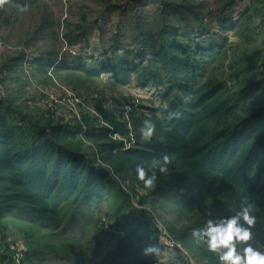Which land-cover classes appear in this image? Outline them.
<instances>
[{"label": "trees", "instance_id": "1", "mask_svg": "<svg viewBox=\"0 0 264 264\" xmlns=\"http://www.w3.org/2000/svg\"><path fill=\"white\" fill-rule=\"evenodd\" d=\"M32 1L9 3L29 8ZM234 3L221 0L218 9L224 12ZM4 6L0 2V16ZM206 6L205 0L108 3L120 13L113 44L102 45L91 64L61 54L53 24L36 31L48 41L28 63L36 85L53 86L58 79L78 91L80 84L108 74L121 87L133 79L139 87L156 89L162 103L131 106L126 113L100 103L95 114L84 110L77 121L29 100L19 102L16 92L0 99V264H15L3 232L7 224L24 241V264H48L34 252L39 240L51 237L66 246L46 241L44 249L80 262L105 246L107 264H152L160 252L155 216L200 264H221L192 229L231 215L244 197L254 203L257 217L249 242L264 249V0H254L236 18L223 17L221 33L204 26ZM100 23H93L99 38ZM73 27L61 37L67 47L85 44L90 31ZM146 120L156 126L150 142L140 133ZM126 142L133 144L126 148ZM164 154L172 157L168 173L158 174L154 188H145L136 165L148 169ZM138 188L146 192L139 202L148 210L132 205ZM104 203L108 209L101 216ZM171 204L176 216L168 218ZM80 219L83 230H93L88 248L77 238L53 234ZM149 245L158 252L146 255ZM171 264L182 262L175 258Z\"/></svg>", "mask_w": 264, "mask_h": 264}, {"label": "rangeland", "instance_id": "2", "mask_svg": "<svg viewBox=\"0 0 264 264\" xmlns=\"http://www.w3.org/2000/svg\"><path fill=\"white\" fill-rule=\"evenodd\" d=\"M109 1H112V3ZM129 1L130 0H106L105 2H102V0H34L29 8H25L24 11H21L20 6L10 4V0H0V2L5 5L0 16V39L17 47V51L14 52H0V79L4 76L7 77L6 82L4 84L2 83L3 95L0 99L4 98L10 91L16 92L15 97L19 98V102L29 100L31 104H36L38 89L40 88L53 90L58 93L69 92L74 94L85 101L94 112H97L96 106L100 103L104 104L109 109H124L126 105L125 102L127 101L133 103V106L159 107L162 101L158 99V91L152 87H139L133 79L127 86L121 87L116 85L110 76L106 74L94 81L80 84V89L78 91L74 90L70 84H65L58 79L55 80L53 86L41 87L36 85V80L32 75V68L28 65L32 59L31 54H37L38 52H36V50L41 48L42 44L48 42L47 40L40 39L38 35H36V31L43 27L44 24L54 25L57 32V40H55L54 43L61 54H67V47L65 43L61 41V37L65 34L67 27L70 26L71 30H73V26L81 24L86 30H90L94 22H97V24L101 22L100 25L104 28V33H100L101 37L99 38V32L96 26H93L90 32L87 30V37L90 40L89 46H91V48L88 53H86L82 45L80 49L81 52L76 55L85 58L89 64L93 63L100 58L102 45L105 44V46L108 47L113 44L110 38L113 31L116 29L117 20L120 17L118 16V14H120L119 9L108 8V3L111 5L117 3L126 5ZM205 1L207 6L204 10V17L207 18V21L205 22L203 19V24L210 29L211 32L221 33L220 20L227 16L236 18L244 8L252 6L254 0H235L232 7L224 12H220L218 9L221 0ZM103 12L105 13V17L102 14ZM82 17L85 18L84 21ZM99 18H101V21H99ZM123 24L126 23L124 22ZM124 33L125 35L127 34L126 32ZM227 35L230 37L231 42H237V39L231 36V32H227ZM123 43H127L125 38ZM6 67L11 68V73H7V70H5ZM10 78H14L15 81L12 82ZM94 96L95 99L93 98ZM169 199L170 201L176 200V195L172 194ZM170 206H172V204L166 207L167 213H165L168 214V218H173L176 216V212H174V207L171 208ZM107 209V205L104 203L101 208V213L98 214L103 216ZM17 212L18 211H12L10 214H16ZM24 224L29 227L27 223ZM83 224V219H80L73 228H66L65 230L60 229L61 231L56 230L53 234L77 238L88 248V242L93 235V230L92 228L83 230L81 228ZM3 232L7 236V241L11 242L16 239L21 241L24 245L23 239L12 224H7ZM39 241L38 243L42 245L46 241L57 246H66L67 244L65 240L61 241L53 237L47 240L41 239ZM42 245H40L34 253L39 260L47 262L48 264L108 263L105 258V253L107 251L105 246H103L100 251L95 250L93 253H88L85 258L86 262H80L72 257H65L64 255L66 254L63 251L53 253L44 249ZM262 251H264V249Z\"/></svg>", "mask_w": 264, "mask_h": 264}, {"label": "clouds", "instance_id": "3", "mask_svg": "<svg viewBox=\"0 0 264 264\" xmlns=\"http://www.w3.org/2000/svg\"><path fill=\"white\" fill-rule=\"evenodd\" d=\"M27 5L21 6L24 11ZM179 115V114H177ZM156 126L152 121L146 120L140 129L141 138L150 142L155 134ZM172 157L164 154L154 158L151 166L146 169L142 164L136 165V174L143 182L145 188H154L158 174H167ZM255 205L248 198H242L238 208L228 216H221L218 219H208L203 228H193L192 236L203 238L207 249L217 253L221 264H264V251L253 243V226L257 217L253 215ZM145 254L157 253L154 245L144 249Z\"/></svg>", "mask_w": 264, "mask_h": 264}, {"label": "built area", "instance_id": "4", "mask_svg": "<svg viewBox=\"0 0 264 264\" xmlns=\"http://www.w3.org/2000/svg\"><path fill=\"white\" fill-rule=\"evenodd\" d=\"M204 21L206 22L207 18L204 17ZM14 51H17L15 45L0 39V52ZM66 51L67 54L69 53V55L72 56H76L79 53L76 47H67ZM2 95L3 86L0 82V98ZM37 104L42 110L56 116H63L66 120L75 119L80 121L84 110H88L90 113L95 114L85 101L69 92L58 93L53 90L39 88ZM133 105V103L125 105V113L128 112ZM132 144V142H126L125 146L129 148ZM145 194L146 192L143 189H137V195L132 197L133 207L138 209H149L147 205H142L139 202V198ZM154 223L158 233L160 252L156 255L152 264H171L175 258H180L182 264H200L181 242L175 240L171 236L163 221L155 216ZM201 239L203 240V238ZM10 249L13 253L15 264H24L26 249L23 243L15 239L10 242Z\"/></svg>", "mask_w": 264, "mask_h": 264}, {"label": "crops", "instance_id": "5", "mask_svg": "<svg viewBox=\"0 0 264 264\" xmlns=\"http://www.w3.org/2000/svg\"><path fill=\"white\" fill-rule=\"evenodd\" d=\"M93 26H95V25H93ZM93 26H92V27H93ZM92 27H91V28H92ZM91 28H90V31H91ZM90 31H89V32H90ZM87 36H88V35H87ZM86 40H87L86 43H85V44H82V45H83L84 49L86 50V52H88V51L90 50L91 46H89V45H90V44H89V43H90V40H89L88 37H87ZM82 45H78V46L76 47V48L79 50V52H81L80 49H81Z\"/></svg>", "mask_w": 264, "mask_h": 264}]
</instances>
